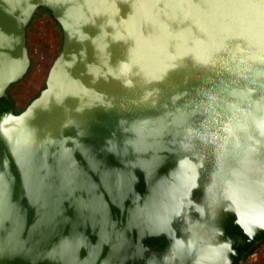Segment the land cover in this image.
<instances>
[{"label":"water","instance_id":"1","mask_svg":"<svg viewBox=\"0 0 264 264\" xmlns=\"http://www.w3.org/2000/svg\"><path fill=\"white\" fill-rule=\"evenodd\" d=\"M0 264H242L264 236V0H0Z\"/></svg>","mask_w":264,"mask_h":264},{"label":"rangeland","instance_id":"2","mask_svg":"<svg viewBox=\"0 0 264 264\" xmlns=\"http://www.w3.org/2000/svg\"><path fill=\"white\" fill-rule=\"evenodd\" d=\"M60 41V31L50 14L45 10L38 12L27 33L28 50L32 59L30 71L11 88V93L19 103L27 105L33 99L32 96L43 87ZM244 260L245 264H264V238L256 243Z\"/></svg>","mask_w":264,"mask_h":264},{"label":"flooded vegetation","instance_id":"3","mask_svg":"<svg viewBox=\"0 0 264 264\" xmlns=\"http://www.w3.org/2000/svg\"><path fill=\"white\" fill-rule=\"evenodd\" d=\"M38 12H41V9L38 10ZM32 60V59H31ZM30 71V68L28 70V72ZM27 72V73H28ZM26 73V74H27ZM25 74V75H26ZM24 75V76H25ZM21 80V79H20ZM19 80V81H20ZM18 82V81H17ZM13 83L9 86V88L7 89V97H0V113L3 112V111H7V110H12L13 113L17 114L21 109H23L26 104H22V103H19L16 98L13 96V94L11 93V88L17 83ZM40 91V90H39ZM39 93V92H38ZM36 93L35 95L32 96V98H34L35 96H37ZM31 98V99H32Z\"/></svg>","mask_w":264,"mask_h":264},{"label":"trees","instance_id":"4","mask_svg":"<svg viewBox=\"0 0 264 264\" xmlns=\"http://www.w3.org/2000/svg\"><path fill=\"white\" fill-rule=\"evenodd\" d=\"M38 95V94H37ZM264 238V236L262 237V239ZM257 243V242H256ZM256 243H254L250 248L249 250L245 253L243 259L247 256V254H249L253 249H254V246L256 245Z\"/></svg>","mask_w":264,"mask_h":264},{"label":"built area","instance_id":"5","mask_svg":"<svg viewBox=\"0 0 264 264\" xmlns=\"http://www.w3.org/2000/svg\"><path fill=\"white\" fill-rule=\"evenodd\" d=\"M253 260H255V257L253 258ZM245 260L243 259V261H242V264H245V262H244ZM252 262V261H251Z\"/></svg>","mask_w":264,"mask_h":264}]
</instances>
